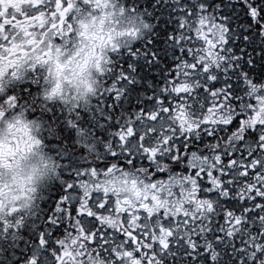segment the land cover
Masks as SVG:
<instances>
[{
    "label": "snow or ice",
    "instance_id": "snow-or-ice-1",
    "mask_svg": "<svg viewBox=\"0 0 264 264\" xmlns=\"http://www.w3.org/2000/svg\"><path fill=\"white\" fill-rule=\"evenodd\" d=\"M5 125L45 170L0 264H264V0H0Z\"/></svg>",
    "mask_w": 264,
    "mask_h": 264
},
{
    "label": "clouds",
    "instance_id": "clouds-1",
    "mask_svg": "<svg viewBox=\"0 0 264 264\" xmlns=\"http://www.w3.org/2000/svg\"><path fill=\"white\" fill-rule=\"evenodd\" d=\"M101 28L103 33H107L111 25L107 22L102 25L99 18L95 23L88 21L86 38L61 59L64 66L63 75L71 80L73 85L79 86L81 91L94 79L93 49L95 47L96 51H99L98 46L102 43L99 40L102 35ZM12 138H19V133L10 131L6 125L0 127V140H3L4 144L0 150L3 153L0 156V201L5 204L22 201V198L38 185L45 170V160L41 158L40 153L17 148L15 143L9 148Z\"/></svg>",
    "mask_w": 264,
    "mask_h": 264
}]
</instances>
